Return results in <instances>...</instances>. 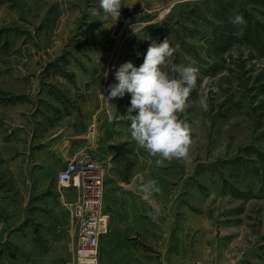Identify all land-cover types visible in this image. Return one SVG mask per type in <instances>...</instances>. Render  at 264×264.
<instances>
[{"label": "rangeland", "instance_id": "374dc122", "mask_svg": "<svg viewBox=\"0 0 264 264\" xmlns=\"http://www.w3.org/2000/svg\"><path fill=\"white\" fill-rule=\"evenodd\" d=\"M122 3L115 20L99 0H0V230L18 223L0 251L10 249L15 264L56 263L41 257L42 233L70 217L66 203L79 194L56 176L65 161L87 155L103 164L106 212L124 187L141 192L156 181L161 214L188 229L187 264H264V0ZM237 13L244 25L230 22ZM165 38L175 52L162 70L176 77V63L198 73L177 114L190 128L188 155L158 166L131 138V94L106 95L116 67L139 66ZM19 227L26 234L15 236ZM75 249L76 241L74 264Z\"/></svg>", "mask_w": 264, "mask_h": 264}, {"label": "clouds", "instance_id": "9594fccd", "mask_svg": "<svg viewBox=\"0 0 264 264\" xmlns=\"http://www.w3.org/2000/svg\"><path fill=\"white\" fill-rule=\"evenodd\" d=\"M122 4V0H99V9L116 20ZM92 14L97 15L98 10L93 9ZM230 22L237 26L246 23L238 13L230 18ZM236 35H242V28ZM174 52L167 38L153 41L143 54L142 63L139 66L131 61L120 64L114 71L116 82L107 87L108 101L131 94L127 109L131 138L149 155L157 157L158 166L165 161L186 158L191 144L189 125L179 120L177 114L186 107L197 82L198 69L173 63L171 71L177 76L170 77L162 66L168 63ZM199 106L207 109L205 98L199 100ZM159 191L156 181L149 180L140 193L141 199L152 209L149 215L153 220L161 214V205L155 199Z\"/></svg>", "mask_w": 264, "mask_h": 264}, {"label": "crops", "instance_id": "0c3cea01", "mask_svg": "<svg viewBox=\"0 0 264 264\" xmlns=\"http://www.w3.org/2000/svg\"><path fill=\"white\" fill-rule=\"evenodd\" d=\"M70 149L68 150L69 155H71ZM140 193V191H135L133 187H124L119 193L121 198L119 201L117 199L116 206L111 211L107 210L111 217L110 233L102 236L99 240L100 257L98 264H113L112 260L114 259L117 260L115 264H172L171 262L168 263V258L175 260V264H187L186 261L192 259L193 251L191 241L188 238V229L177 224V221L173 220L169 213L160 214L157 219L153 220L146 211L145 205L138 202L141 198ZM70 200L74 201L75 199ZM103 205L105 209L104 198ZM57 217L61 218L51 221L53 225L51 226V233L48 229V223L42 233V241L48 243L46 248L43 247L44 245L41 246V257L43 259L52 255L56 257V263L53 264H60V257L63 255L64 264H74L69 252L71 244L76 241V227L65 213ZM17 225L18 223L5 227L4 231L0 230V242H5L8 239L6 234L12 229H16ZM18 233L26 234V230L19 227L14 235L19 236ZM49 243L52 244L51 252L48 248ZM3 248L0 251V259L3 258L0 264H15L17 261H13L7 255L10 249L4 245ZM44 249H47L46 253L43 251ZM18 260V264H26L27 261H32V259ZM188 264L193 263L189 262ZM200 264L204 263L200 262Z\"/></svg>", "mask_w": 264, "mask_h": 264}, {"label": "built area", "instance_id": "2783aa9c", "mask_svg": "<svg viewBox=\"0 0 264 264\" xmlns=\"http://www.w3.org/2000/svg\"><path fill=\"white\" fill-rule=\"evenodd\" d=\"M103 168L98 158L76 155L56 176L61 187L79 190L77 198L66 203L76 227L75 264H98L99 240L109 230L110 216L103 205Z\"/></svg>", "mask_w": 264, "mask_h": 264}]
</instances>
